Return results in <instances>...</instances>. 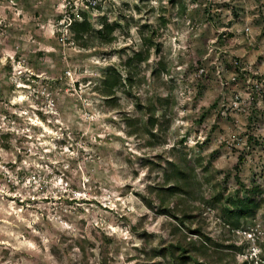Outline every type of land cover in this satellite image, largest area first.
Instances as JSON below:
<instances>
[{
  "label": "rangeland",
  "instance_id": "374dc122",
  "mask_svg": "<svg viewBox=\"0 0 264 264\" xmlns=\"http://www.w3.org/2000/svg\"><path fill=\"white\" fill-rule=\"evenodd\" d=\"M263 68L264 0H0V264H169L178 237L264 264ZM171 161L186 225L150 194ZM256 183L234 227L213 199Z\"/></svg>",
  "mask_w": 264,
  "mask_h": 264
},
{
  "label": "trees",
  "instance_id": "16d2710c",
  "mask_svg": "<svg viewBox=\"0 0 264 264\" xmlns=\"http://www.w3.org/2000/svg\"><path fill=\"white\" fill-rule=\"evenodd\" d=\"M90 27L91 24L87 20L76 21L74 25L72 24L75 38L84 36ZM107 30H109V34H112L113 27L106 24L99 30V33L103 34ZM107 87L104 95L108 97L113 96L115 94V85L109 86L107 83ZM171 165V175L167 176L162 185L151 187L150 194L154 195L158 201V213L168 214L170 217L178 219L182 225H186V222L193 217L191 214H188V204L190 196L193 193L192 182L196 180L197 173L195 169L188 170L187 165L184 163L171 161ZM260 189V185L256 183L252 187L244 189V192L239 188L235 194H229L227 197H224L221 193L215 196L213 200L221 202L228 223L237 227L242 219L249 218L259 208L258 195ZM145 200L148 206L153 207L154 200L146 198ZM173 232H175V235H178L179 228H175ZM196 233L202 234V231L197 230ZM183 238L178 237L161 250L162 256L169 258V264H187L191 261L195 264H215L208 260V255L206 256L207 248H203L200 251L193 241L188 242ZM204 244L202 243L201 246H205ZM244 264H247V262Z\"/></svg>",
  "mask_w": 264,
  "mask_h": 264
},
{
  "label": "crops",
  "instance_id": "0c3cea01",
  "mask_svg": "<svg viewBox=\"0 0 264 264\" xmlns=\"http://www.w3.org/2000/svg\"><path fill=\"white\" fill-rule=\"evenodd\" d=\"M248 52H249V50H248ZM255 57H256V54H255ZM263 71H264V68H263Z\"/></svg>",
  "mask_w": 264,
  "mask_h": 264
}]
</instances>
